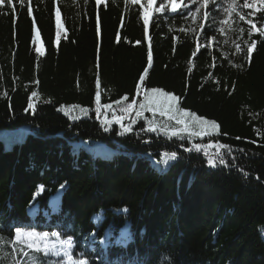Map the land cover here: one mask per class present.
Masks as SVG:
<instances>
[{
	"label": "trees",
	"instance_id": "1",
	"mask_svg": "<svg viewBox=\"0 0 264 264\" xmlns=\"http://www.w3.org/2000/svg\"><path fill=\"white\" fill-rule=\"evenodd\" d=\"M147 7L0 6V236L9 238L0 264H27L15 228L70 237L89 264H264V38L249 23L264 29V5L209 0L194 18L155 0L145 23ZM151 88L218 129L137 118ZM120 116L136 120L133 132L121 136L114 123L105 132ZM149 120L156 132L146 131ZM122 234L127 242L117 244Z\"/></svg>",
	"mask_w": 264,
	"mask_h": 264
},
{
	"label": "snow or ice",
	"instance_id": "2",
	"mask_svg": "<svg viewBox=\"0 0 264 264\" xmlns=\"http://www.w3.org/2000/svg\"><path fill=\"white\" fill-rule=\"evenodd\" d=\"M136 0H133V3H135ZM155 2V0H148V7L145 9L144 12V21L147 23L148 21V14L151 10L152 4ZM257 2L261 5H264V0H257ZM12 5L13 0H0V6H3L5 4ZM171 11L176 12L177 9L180 7L179 4H177L176 0H169ZM209 4V0H202L201 7L207 8ZM163 7V3L161 4ZM245 7H254L253 4L245 3ZM229 13L232 11H235V8L233 5H229L228 9ZM255 11H260V8H255ZM59 12H57V17H59ZM241 19H244L243 16L240 17ZM224 23H228V21H224ZM251 23V28L253 31L259 32L260 37L264 38V29L257 28V25L255 23ZM59 41V30L57 32V42ZM264 42V41H262ZM257 48V41L252 40L251 43L248 45L247 48V57L250 60L252 58L253 51ZM42 51V49L40 50ZM236 51H241L240 47L237 46ZM152 60V54L149 52L148 54V61L149 64H151ZM240 65H237L239 67ZM147 74V73H146ZM141 81L143 82L144 77L141 76ZM35 95V93H33ZM97 102H99L100 97L97 96ZM127 99V97H125ZM179 104V97L176 95H172L169 92L162 91L159 88H151L149 92H145L144 94V101L139 104V110L136 111L135 115L137 118H142V113L144 112H152L153 115H155L157 112L161 116H167L169 119H175L178 124L184 125L183 131H188L189 128V121L186 118H191L193 123L198 122V126H201V131L205 134H210L211 131H215L218 129V124L214 120H205L200 116H196L194 113H189L187 111H184L182 108L178 107ZM31 107V106H30ZM134 105L128 104L127 108L125 109V112L131 113L133 110ZM68 115L69 113H65ZM124 117L120 116L115 118L114 120L105 121L103 123V129L105 132H110L112 130L111 125L117 124L119 125V135L124 136L127 134H130L133 132V125L136 123V120H131L128 125H125L122 123ZM147 129L148 132H156L157 128L160 127V125H157L155 120H149L147 121ZM206 126V127H204ZM143 130V129H142ZM172 135H179L177 132H173ZM191 135V133H190ZM182 138V137H181ZM220 147H225L224 145H220ZM197 151L199 149L197 148ZM172 159L177 158L176 153L171 154ZM220 162L224 163L223 158H220ZM208 163L210 165H213V161L209 160ZM55 211V209H53ZM38 212V209L34 210L32 212L33 215H35ZM15 227V226H14ZM49 237H55L60 239L59 245L52 244L49 242ZM62 234L58 232H43V233H37L35 231H27L23 230L22 228H15L14 231V243L17 245H20V252L22 255L27 257V264H40V256L36 255L37 253L43 254L46 257H56L58 258L57 264H59L60 258H66V264H89V261L83 257V254H81L79 257L74 256V241L71 238H62ZM9 238H6L4 236H0V242L7 243ZM127 238L122 234L121 238L116 241L117 244H126ZM100 243L107 247L108 241L102 240ZM25 248L31 250V251H25ZM4 259L3 256H0V261ZM16 264H21L20 261H17Z\"/></svg>",
	"mask_w": 264,
	"mask_h": 264
},
{
	"label": "rangeland",
	"instance_id": "3",
	"mask_svg": "<svg viewBox=\"0 0 264 264\" xmlns=\"http://www.w3.org/2000/svg\"><path fill=\"white\" fill-rule=\"evenodd\" d=\"M100 2H103L104 0H99ZM133 2V0H131ZM146 0H136L135 3H143ZM165 2V7L167 8L168 12L174 13L171 11V6L169 3V0H163ZM184 1V2H183ZM177 4L180 5V7L177 9L175 13H181L186 15L187 17L189 16H194V18L197 16V13L199 12V7L201 8L202 0H176ZM157 12H162L161 9H158ZM152 113V112H150ZM157 112L156 114H158ZM153 114V113H152ZM189 121V125L195 127L193 130L196 131H201V126H198V122L193 123L191 118H186ZM180 127H184V125L179 124ZM206 127V126H204ZM9 143V141L7 142ZM58 199V196L56 195L51 199L52 203L56 202ZM34 208H31L29 211L32 212ZM49 242L52 244H57L59 245L60 239L55 238V237H49ZM62 264H66V258H62Z\"/></svg>",
	"mask_w": 264,
	"mask_h": 264
},
{
	"label": "bare ground",
	"instance_id": "4",
	"mask_svg": "<svg viewBox=\"0 0 264 264\" xmlns=\"http://www.w3.org/2000/svg\"><path fill=\"white\" fill-rule=\"evenodd\" d=\"M97 112V111H96Z\"/></svg>",
	"mask_w": 264,
	"mask_h": 264
}]
</instances>
